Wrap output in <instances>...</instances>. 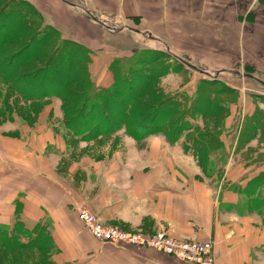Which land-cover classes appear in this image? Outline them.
Listing matches in <instances>:
<instances>
[{
  "label": "crops",
  "instance_id": "1",
  "mask_svg": "<svg viewBox=\"0 0 264 264\" xmlns=\"http://www.w3.org/2000/svg\"><path fill=\"white\" fill-rule=\"evenodd\" d=\"M60 1L86 15L97 12L125 26L137 23L125 30L149 33L177 55L191 54L190 45L234 46L235 35L239 67L226 69L250 67L264 76V4L259 0H85L92 10ZM108 74L98 78L99 85L112 84ZM0 92L2 108L8 93L2 79ZM60 100L46 97L36 112L0 110V225L20 221L29 233L16 232L20 242L46 233L50 248L29 249L46 253L49 264H194L154 249L95 239L79 215L87 206L102 221L128 230L212 240L215 264H264V206L252 201L264 194V163L257 164L256 173L235 176L230 170L236 146L228 143L232 153L220 164V176L209 175L197 155L162 133L137 139L122 130L88 141L65 125Z\"/></svg>",
  "mask_w": 264,
  "mask_h": 264
},
{
  "label": "rangeland",
  "instance_id": "2",
  "mask_svg": "<svg viewBox=\"0 0 264 264\" xmlns=\"http://www.w3.org/2000/svg\"><path fill=\"white\" fill-rule=\"evenodd\" d=\"M5 1L0 0V6ZM27 1L32 3L36 12L39 13V16L33 14L31 17V20L35 22L31 27L32 32L36 31L37 25L41 23V26L52 25L59 31L60 37L74 40L87 49V53L80 55L81 61L76 66L83 65L85 71L88 72V74L86 73L88 82H92V84L97 82L99 85L98 78L103 77L106 73L111 75L113 82L116 80V74H114L109 66V62L112 59L125 60L130 59L132 56L133 60L137 61L139 52L145 49L157 51L158 53L153 58H149L143 63H138V66L142 70L139 73L146 85L149 82V88L143 91V96L137 103L143 107L144 105L159 104L165 99H177L182 103L181 107L188 108L192 112L197 106L210 108V111L205 112L204 110V113L196 109L193 113L194 115L192 114L193 117L190 116L192 112L186 115V119L188 118L191 124L200 125L199 130L210 133L212 137L219 138L216 141L210 142L208 159L212 163V170L208 171L209 175L217 174L220 176L222 170L220 164L226 162L228 157H230V153H232L231 150L229 151L225 147L228 143H230L229 146L231 145V147L233 145L236 146L234 158L237 159L234 167L230 170L235 176L244 175L248 172L256 173L258 169L256 167L257 164L264 163V149L259 148V146L263 147L261 144L264 143V84L258 81L257 78H248V76H254L264 79V76H257L255 71L250 67L243 68L241 66L239 69H226V67L232 68L238 66L235 52V35H233L234 40L232 41L234 46L223 47L221 43L209 46L190 45L187 48L192 50L191 54L183 53L177 55L169 48L162 47L163 45L159 46L152 38L153 35L149 33H143L137 29L135 33H128V30H125L138 27L139 24L137 23L127 21V25L125 26L120 20L107 19L96 12L106 27L103 28L96 21V14H94L95 17L88 12L86 15L79 9L66 6L60 0ZM65 1L73 5V7H81L82 10H84L82 8L84 7L92 10L85 0ZM50 19L52 21H49ZM111 31L127 34L114 35ZM27 39L28 36L25 39H19L21 41L20 44L6 45L4 48L5 53L19 49L28 42ZM55 49V45H47L43 48L45 53H47V57ZM173 56L182 59L183 63H180L179 61L181 60L178 59V61ZM184 62L187 66L184 65ZM54 63L61 64L56 60ZM37 65L35 64L30 69H34ZM62 67L66 69L65 64ZM159 73L164 74L159 75ZM153 74L156 75L153 76ZM126 76L128 81L130 80L133 85V89L139 90L140 93L142 84L137 76L133 72H126ZM99 86L104 88L109 87ZM72 88L77 91L80 100L84 98L82 96L83 93H81L83 88H75V86ZM184 96H187L191 100L188 102L182 100ZM3 100L1 103V105L3 104L2 108H0L3 111L17 109L21 113H28L39 111L44 107L41 102L32 104L22 97H16V94H11ZM59 102L58 109H60V104L63 109L67 106L74 107L78 103H64L62 98ZM212 106H216V110ZM182 111H184L183 108ZM30 119L35 120L34 117H30ZM172 122H174V118L168 123L172 124ZM253 127H255L254 130L252 129ZM122 130H126V128L121 126L117 131L120 132ZM114 133L107 134L106 136H111ZM190 133L188 131L183 132L178 141L187 146L188 149L186 148V150L194 153L192 149L193 143L189 137ZM244 133L247 136H243ZM92 140L89 139L88 141ZM248 143H252V146L247 147L246 144ZM241 147H244L245 150L241 151ZM239 152H241L240 156L238 155ZM244 152L245 156L242 158ZM194 154L197 155L196 152ZM240 158L242 159L240 160ZM238 165L240 166L238 167ZM2 263L49 264L47 263L45 254L29 248L0 250V264Z\"/></svg>",
  "mask_w": 264,
  "mask_h": 264
},
{
  "label": "trees",
  "instance_id": "3",
  "mask_svg": "<svg viewBox=\"0 0 264 264\" xmlns=\"http://www.w3.org/2000/svg\"><path fill=\"white\" fill-rule=\"evenodd\" d=\"M33 14L39 16L33 4L27 0H6L0 6V79L8 84L7 97L11 94H19L32 104L51 96L62 98L64 103L78 102L74 107L63 108L65 125L73 133L87 140L112 134L121 126H124L127 132L137 139L162 133L171 143L178 141L183 132H191L189 137L193 143L192 149L194 153L196 152L204 172L209 174L208 171L212 170V163L208 159L210 142L219 138L199 130L200 125L191 124L188 118L186 119V115L192 111L181 107L182 103L177 99H165L159 104L143 107L137 103L143 96V91L149 88V82L146 85L139 73L141 69L138 63L153 58L157 51L145 49L138 53L137 61H134L132 56L125 60L112 59L109 66L116 74V80L108 88L100 87L97 82L93 84L88 82V72L83 65L76 66L81 61L80 55L87 53V49L74 40L60 37L59 31L52 25L41 26V23L37 25V30L32 32L31 27L35 24L31 20ZM26 36L29 43L10 53H5L6 45L20 44L19 39H25ZM47 45L56 46L48 57L43 50ZM55 60L61 64L54 63ZM35 64L38 65L30 69ZM64 64L66 69L62 67ZM126 72H133L141 81L140 93L139 90L133 89ZM162 74L164 73H159V75ZM73 86L83 88L81 91L83 99L78 98L80 96L72 88ZM182 100L188 102L191 99L184 96ZM196 109L203 113L204 110L205 112L211 110L198 106L195 107ZM213 109L216 110V106ZM173 118L174 122L169 124L168 122ZM244 135L247 136L245 133ZM252 201L260 202L264 206V194ZM21 226L20 221L11 227L0 225V248L7 250L36 248L44 251L51 247L52 243L44 232L41 235L37 234L28 243L20 242L16 232L25 236L29 234Z\"/></svg>",
  "mask_w": 264,
  "mask_h": 264
},
{
  "label": "built area",
  "instance_id": "4",
  "mask_svg": "<svg viewBox=\"0 0 264 264\" xmlns=\"http://www.w3.org/2000/svg\"><path fill=\"white\" fill-rule=\"evenodd\" d=\"M264 4V0H259ZM80 219L89 233L97 240L114 246L149 248L194 264H215L212 240L196 241L179 239L167 232L144 233L132 231L104 221L90 208L79 210Z\"/></svg>",
  "mask_w": 264,
  "mask_h": 264
},
{
  "label": "water",
  "instance_id": "5",
  "mask_svg": "<svg viewBox=\"0 0 264 264\" xmlns=\"http://www.w3.org/2000/svg\"><path fill=\"white\" fill-rule=\"evenodd\" d=\"M99 23H102L99 19L97 20ZM180 59V58H179ZM181 61H183L182 59H180ZM264 84V82H262Z\"/></svg>",
  "mask_w": 264,
  "mask_h": 264
}]
</instances>
